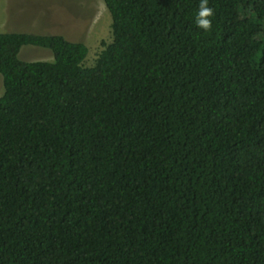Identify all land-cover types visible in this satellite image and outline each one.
Returning a JSON list of instances; mask_svg holds the SVG:
<instances>
[{"label": "trees", "instance_id": "obj_1", "mask_svg": "<svg viewBox=\"0 0 264 264\" xmlns=\"http://www.w3.org/2000/svg\"><path fill=\"white\" fill-rule=\"evenodd\" d=\"M102 1L90 67L0 33V264H264V0Z\"/></svg>", "mask_w": 264, "mask_h": 264}, {"label": "rangeland", "instance_id": "obj_2", "mask_svg": "<svg viewBox=\"0 0 264 264\" xmlns=\"http://www.w3.org/2000/svg\"><path fill=\"white\" fill-rule=\"evenodd\" d=\"M0 33L60 35L83 43L84 66H93L112 41L111 17L102 0H0ZM18 58L25 62L53 60L50 50L25 45ZM0 74V96L3 94Z\"/></svg>", "mask_w": 264, "mask_h": 264}, {"label": "clouds", "instance_id": "obj_3", "mask_svg": "<svg viewBox=\"0 0 264 264\" xmlns=\"http://www.w3.org/2000/svg\"><path fill=\"white\" fill-rule=\"evenodd\" d=\"M214 14V9L209 6V0H200L194 21L196 27L206 32L210 31L212 29L211 17Z\"/></svg>", "mask_w": 264, "mask_h": 264}]
</instances>
